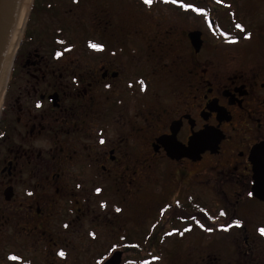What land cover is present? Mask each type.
Here are the masks:
<instances>
[{
  "label": "flooded vegetation",
  "instance_id": "obj_1",
  "mask_svg": "<svg viewBox=\"0 0 264 264\" xmlns=\"http://www.w3.org/2000/svg\"><path fill=\"white\" fill-rule=\"evenodd\" d=\"M90 2L88 24L67 16L14 58L0 229L47 264H264V0Z\"/></svg>",
  "mask_w": 264,
  "mask_h": 264
},
{
  "label": "rangeland",
  "instance_id": "obj_2",
  "mask_svg": "<svg viewBox=\"0 0 264 264\" xmlns=\"http://www.w3.org/2000/svg\"><path fill=\"white\" fill-rule=\"evenodd\" d=\"M47 1L48 0H34L33 9L30 12L31 16L29 19V23L27 21L28 25H26L25 33L21 41V43L23 44L21 47L29 45V43L33 41L36 34L40 30H45L48 28H50V30L54 29L57 25H59V21H62V24H60L62 26L63 24L69 25L70 21L66 19L67 16L74 19L72 23L83 22L80 24L84 26L91 20V12H89V8L92 6V3L90 2V0H77V2L67 0L66 3L64 2V4H62L63 0H61L58 3L60 7L57 8V12L52 16L48 15L47 11L44 10ZM124 10L127 11V15L134 14V10L130 7ZM78 17L80 18L78 19ZM65 27L66 29H68L67 26ZM70 27L71 28L69 32H67L68 30L66 31L65 29L64 39H70L72 42L75 40L77 41L78 38H81V33L79 32L81 30L76 29L73 26ZM24 44L26 45L24 46ZM65 45H67V42H65ZM9 84L10 81L8 82V88L6 89V93L8 92V97L10 95L9 90L12 86ZM150 198L152 197L145 196V200H149ZM20 236L22 237L20 238ZM24 236L25 235L23 231L0 229V264H47L45 249L40 245H36V241H34L33 239ZM161 250H163V254L165 253L167 255V259H165L169 261L170 258L168 257L167 252L170 251V247H161ZM163 259L161 260V262L152 264H163Z\"/></svg>",
  "mask_w": 264,
  "mask_h": 264
},
{
  "label": "water",
  "instance_id": "obj_3",
  "mask_svg": "<svg viewBox=\"0 0 264 264\" xmlns=\"http://www.w3.org/2000/svg\"><path fill=\"white\" fill-rule=\"evenodd\" d=\"M33 1L0 0V112L8 85L7 81H9L14 58L23 38ZM22 28L23 33L20 40ZM250 160L254 173L251 192L255 197L264 200V143L252 150ZM118 263L119 254H114L104 264Z\"/></svg>",
  "mask_w": 264,
  "mask_h": 264
},
{
  "label": "snow or ice",
  "instance_id": "obj_4",
  "mask_svg": "<svg viewBox=\"0 0 264 264\" xmlns=\"http://www.w3.org/2000/svg\"><path fill=\"white\" fill-rule=\"evenodd\" d=\"M152 2H153V0H144V3L147 4V5H151ZM237 27H239V25H238ZM90 46H91V47H96L95 45H90ZM38 106H39V105H38ZM100 143L103 144L104 141L101 140ZM222 214H223V213H222ZM237 226H239V225H237ZM225 230H227V229H225ZM259 231H260V234H261L262 236H264V229H261V230H259ZM61 255H63V253H61Z\"/></svg>",
  "mask_w": 264,
  "mask_h": 264
},
{
  "label": "bare ground",
  "instance_id": "obj_5",
  "mask_svg": "<svg viewBox=\"0 0 264 264\" xmlns=\"http://www.w3.org/2000/svg\"><path fill=\"white\" fill-rule=\"evenodd\" d=\"M23 28H24V26H23ZM23 28H22V32H21V36H20V40H21V38H22V33H23ZM20 40H19V42H20ZM10 78V77H9ZM9 80V79H8ZM8 82V81H7Z\"/></svg>",
  "mask_w": 264,
  "mask_h": 264
}]
</instances>
